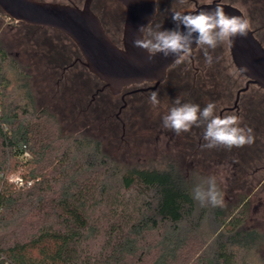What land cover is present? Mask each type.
<instances>
[{"label": "trees", "instance_id": "obj_1", "mask_svg": "<svg viewBox=\"0 0 264 264\" xmlns=\"http://www.w3.org/2000/svg\"><path fill=\"white\" fill-rule=\"evenodd\" d=\"M195 187L174 163L128 166L67 134L0 42V264H264L248 196L202 207Z\"/></svg>", "mask_w": 264, "mask_h": 264}, {"label": "flooded vegetation", "instance_id": "obj_2", "mask_svg": "<svg viewBox=\"0 0 264 264\" xmlns=\"http://www.w3.org/2000/svg\"><path fill=\"white\" fill-rule=\"evenodd\" d=\"M36 1L47 2L44 0ZM166 1L169 3V8L165 9V11L163 9L158 11V0H156V15L151 23L153 26L161 25L162 30H171L173 29L171 24L172 16L169 12L176 8L177 5H181L178 4L177 0ZM214 1L218 0H211V2L207 3ZM219 1L239 9L244 17L250 21V29L254 33L255 38L264 46V10H262L264 2H261V0ZM200 2L201 0H188V3L183 6L194 5V10H196L198 6L207 4ZM50 3H59L83 9L86 0H66V3ZM260 3L261 7L259 6ZM121 4L118 0H92L90 7L91 11L99 18L107 36L119 48H123L127 12L125 6ZM16 23L20 24L22 22ZM23 24L25 25L26 23ZM26 25L32 29H51L61 32L43 26ZM112 31H114V35H111ZM209 53L213 57V63L210 66L206 63L203 50L197 46L189 57L183 58L179 62L176 61L167 70L165 79L159 84L157 82L133 83L124 86L118 93L113 92L106 82L88 69L86 60L77 45L75 50L67 48L60 50V52H55L51 56V65H56L57 68L63 71L64 76L67 74L72 80L78 81V86L82 89H77V93H90L92 95V104H96L97 98L99 100L100 96L105 97V93H109L113 99L102 104V111L107 114L109 124L114 127L116 134H121L120 138L124 142L125 135H128L131 140L134 137L137 139L139 133L137 128L140 125L139 118L144 117L149 123L160 124V127L163 128L161 134L168 136L170 140L174 141V144L179 147L181 155H183L184 149L186 155L195 156L208 153L211 160L215 161L217 147L213 149H203L201 147L202 144L206 143L203 140V126H193L190 131L177 135L173 130L163 126L162 117L166 114L167 109L174 106L173 101L177 97L181 99L182 103L198 104L201 109L210 102L214 103L217 115L221 117L230 114L238 115L241 118V127L251 128L253 132L255 131L253 133L254 143L251 145H264V90L255 84H248L249 79L239 72L234 63L229 43H224L215 50L209 49ZM78 67H82L83 71L78 72ZM231 69L233 70L232 73H230ZM153 91L159 92L158 98L162 106L158 109H153L149 103V97ZM164 105L167 107H163ZM218 148L224 150L223 148L225 147L220 146ZM225 150L228 152L225 158H229L228 160L234 162L240 161L244 167L249 166V164L245 165V160L248 157L247 145L240 148H225ZM260 151L261 153L256 155L257 160L259 158L264 159L263 147L260 148ZM170 159L172 160L168 163H174L180 168L183 167L184 163L182 161L180 163L175 158L170 157ZM115 161L118 162L117 160ZM257 172H264V165ZM263 182L264 178H261L258 182V188ZM249 197L248 200L250 199Z\"/></svg>", "mask_w": 264, "mask_h": 264}, {"label": "rangeland", "instance_id": "obj_3", "mask_svg": "<svg viewBox=\"0 0 264 264\" xmlns=\"http://www.w3.org/2000/svg\"><path fill=\"white\" fill-rule=\"evenodd\" d=\"M44 1L66 3V0ZM203 2L211 0H201L200 3ZM157 3L158 11L169 8L166 0H158ZM175 9L190 13L194 10V5H177ZM171 24L174 29L176 25L173 20ZM113 32L111 35H114ZM0 42L30 74L38 108L52 112L67 134H84L96 138L102 143L108 156L128 166L160 169L165 168L172 160L170 157L175 158L184 163L180 169L189 179L195 181L196 186H206L207 180L215 177L223 200L222 207L229 209L237 204L241 195L250 196L247 226L256 227L264 233V182L258 188L264 172H257L264 165V159H256L264 145H247L248 157L245 165L249 164L248 167H244L240 161L234 162L225 158L228 153L225 148L222 150L217 147L215 161L211 160L208 153L192 156L186 155L184 149L181 155L174 141L161 134L163 128L160 124L149 123L144 117L139 118L137 139L134 137L131 140L125 135L124 142L120 138L121 134H116L114 127L109 124L107 114L102 111V104L113 99L109 93H105V97L100 96L96 104H92L90 93H77V89H82L79 88L78 81L72 80L67 74L64 76L63 71L56 65H51V56L55 52L67 48L76 49L75 43L66 34L18 24L11 21L0 8ZM79 71H83V68L78 67ZM232 72L231 69L230 73ZM11 176L15 179L19 175L15 171ZM259 255L264 257V244Z\"/></svg>", "mask_w": 264, "mask_h": 264}, {"label": "water", "instance_id": "obj_4", "mask_svg": "<svg viewBox=\"0 0 264 264\" xmlns=\"http://www.w3.org/2000/svg\"><path fill=\"white\" fill-rule=\"evenodd\" d=\"M126 8L123 48L117 47L107 36L99 18L91 11L92 0H86L83 9L36 0H0V8L12 20L28 25L53 28L65 33L80 49L88 69L118 93L133 83L157 82L165 79L167 70L177 61L157 54L148 60L145 50L133 46V39L140 36L139 27L152 22L156 15V0H118ZM220 5L232 16H242L236 7L219 0L202 4L192 13L202 9L211 10ZM234 63L238 69L247 67L243 73L248 84L264 90V46L255 38L251 29L247 37H237L229 43ZM197 46L193 44V50ZM192 50V51H193Z\"/></svg>", "mask_w": 264, "mask_h": 264}, {"label": "clouds", "instance_id": "obj_5", "mask_svg": "<svg viewBox=\"0 0 264 264\" xmlns=\"http://www.w3.org/2000/svg\"><path fill=\"white\" fill-rule=\"evenodd\" d=\"M177 2L183 6L188 3V0H177ZM171 13L176 25L174 29L162 30L161 25L153 26L150 21L137 30L140 36L133 39V46L145 50L149 61H152L157 54H163L165 58L174 56L179 62L191 55L193 44H195L203 50L206 63L210 66L213 63V57L209 49L215 50L224 43H234L237 37H247L251 27L247 18L229 15L220 5L211 10L202 9L196 13H184L173 8ZM247 71L246 66L239 69L242 74ZM158 96V91L150 94L149 103L153 109L162 106ZM173 105L162 117L163 126L173 130L177 135L190 131L193 126H203V140L206 142L201 145L203 149L220 146L228 149L240 148L254 143L253 130L241 127V118L238 115L230 114L222 117L217 115L214 103L210 102L201 109L198 104L182 103L177 97ZM193 198L202 207L215 208L223 204L215 177H210L206 186L197 185L193 191Z\"/></svg>", "mask_w": 264, "mask_h": 264}, {"label": "built area", "instance_id": "obj_6", "mask_svg": "<svg viewBox=\"0 0 264 264\" xmlns=\"http://www.w3.org/2000/svg\"><path fill=\"white\" fill-rule=\"evenodd\" d=\"M20 179H18V181H19Z\"/></svg>", "mask_w": 264, "mask_h": 264}]
</instances>
